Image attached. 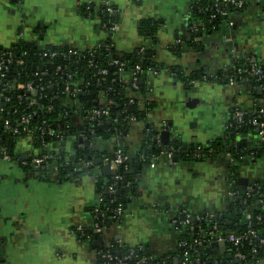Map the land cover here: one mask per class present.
I'll return each mask as SVG.
<instances>
[{
    "label": "crops",
    "instance_id": "crops-1",
    "mask_svg": "<svg viewBox=\"0 0 264 264\" xmlns=\"http://www.w3.org/2000/svg\"><path fill=\"white\" fill-rule=\"evenodd\" d=\"M133 1L109 0L117 20L112 39L119 54L128 56L138 48L152 49V61L163 64L162 69L148 74L145 80L154 105L146 111L143 124L128 123L122 135L96 139L90 144L93 151L97 150L94 152L112 153L121 147L136 165L141 164L130 174L135 181L129 182L133 190L126 194L123 214L104 226L101 233L82 240L75 227L94 222L91 207L100 196L96 182L105 181L102 165L92 162V166L77 169L79 173L73 180L46 181L38 178L41 173L34 176L35 172L23 171L15 160L0 157V264H100L97 249L117 240L126 247L140 245L148 254H166L165 264H178L174 253L179 239L174 220L180 208L185 207L193 214L222 210L233 198L230 192L242 189L237 186L238 177L229 182L226 166L229 160L225 157L228 151L225 159H220L203 156L202 150L215 144L235 143L237 138L242 140L240 124L232 112L235 108L252 112L255 96L250 86L244 82L230 85L202 80L186 88L166 67L178 66L189 71L208 66L210 70L223 71L233 56L250 60L254 56L255 62L264 65V0H248L233 15L232 25L221 23L215 31L202 28V36H197L200 47H185L180 55L169 46L186 34L188 20L201 23V15L193 16L201 0H141V3L139 0L138 4ZM99 3L100 0H0V16L6 17L0 23V44L14 42L21 24L28 22L25 40L79 49L93 47L108 33L95 20L96 13L84 15L79 8L92 4L96 9ZM144 17L163 20L156 44L137 32L138 21ZM256 91L258 102L264 104V88L261 94ZM146 122L157 131L154 140L157 149L172 145L171 141L168 144L160 141V132L167 130L185 159L177 154L173 161V157L170 160L160 151L155 159L139 162L136 156L146 147L143 131ZM72 123L79 130L84 129L80 115L73 114ZM75 141L67 139L61 147L70 157L77 151ZM242 141V150L252 145L250 139ZM190 142H194V149L186 153ZM254 146L259 149L260 143ZM13 150L19 157L38 152L27 137H18ZM242 164L239 177L248 179L246 185L264 182L263 157L256 155L255 161ZM51 174L55 176L54 171ZM220 246L209 244L204 253L218 263H227L230 251L223 253ZM262 261L264 258L253 264Z\"/></svg>",
    "mask_w": 264,
    "mask_h": 264
},
{
    "label": "trees",
    "instance_id": "trees-1",
    "mask_svg": "<svg viewBox=\"0 0 264 264\" xmlns=\"http://www.w3.org/2000/svg\"><path fill=\"white\" fill-rule=\"evenodd\" d=\"M139 2V0H134ZM113 11L114 6L111 4ZM92 4L82 5L79 8V11L84 15H93L97 13L100 19V23H106L110 25L112 22L117 23L113 13L103 12L104 6L98 4L96 9ZM201 14L198 11L194 12V18ZM192 18V17H191ZM190 18V19H191ZM203 27L209 31H215L217 29L216 24H207L204 19ZM163 20L161 18L155 17H144L138 21L137 32L140 36L150 39L153 44H156L157 41V31L162 26ZM193 27H197V30H192ZM202 25L193 23V20H188L185 31L187 34L179 36L178 39L181 41L177 44H172L169 46V49L172 50L175 54L180 55L181 51L185 47H190L193 49H198L200 47V41L197 39V36L202 31ZM214 29V30H213ZM113 43L112 33H109L106 38L99 42V44L80 50V55L78 54H66L62 56L56 54L50 56L49 54L43 55V52H50L51 50L56 51H66L68 45H53V44H44L42 46L36 45L34 42L19 39L16 42H12L9 45L0 44V52L12 51L16 57H22L24 63L17 65L13 63L9 64L8 71L6 75L0 80V146L4 148V151L9 154L10 159L15 160L23 171H33L36 172L40 169H33L25 167L21 164L19 155L14 152V144L18 137H23V134L15 135L12 134L9 129L4 127V119L7 118L10 125H13L17 122L19 115L22 112H25L30 109L27 106V101L24 99L18 100L17 94H25L26 91L20 88L21 85L25 84L27 81H31V84L43 85V89L39 90L38 93L31 95L38 101V104L41 106L40 109H37L36 115L31 121V127L33 129L34 137L31 138V146L33 149H37L40 154H49L50 157L44 163L45 170L41 171L38 178L44 179L46 181H64V180H73L79 171L74 168V165L80 163L79 160H90L96 162V164L102 165L101 158L102 156H112L111 152L102 150L99 152H94L97 150L91 149L88 145L83 148L78 149V153L74 154L72 157L68 156L67 153L61 148L64 142L67 139H77V136L81 133L89 134L90 131H93L91 136H95V139L107 140L115 135H122L128 129V120L126 119L127 114H134L137 117V121L145 122L146 121V111L153 107L154 102L149 100L146 104L145 109L139 110L136 104H133V109L129 110L128 106L126 107V112L122 111L124 104L127 102L126 89H124L121 83L117 80L116 68L115 66L109 64V61L112 58H118L125 62V68L127 71H134V67L138 64L141 67L140 73V82L139 89L141 93H144L148 90V87L145 85L146 76L149 74V69H154L159 71L162 69L163 64L152 61L151 56H153L152 49H141L130 52L128 56L126 54H119L115 51L114 45L110 46ZM25 52V54H22ZM92 53L93 61L98 66H105L107 68V74L99 77V84H95L94 81L98 79V76H92L95 72L94 68L88 65V59ZM231 62L236 65H240L241 62H244L243 58L237 57L232 58ZM262 67L264 65L261 64ZM167 70L170 72L173 77L178 78L182 81L183 85L186 88H191L195 82L202 80H216L227 82L228 76L232 73L231 67L225 68L223 71H220V74H206L201 69H191L184 70L181 67L167 66ZM44 70V74L40 78L36 76L35 71ZM68 74H72V78L80 80L82 83L79 85L80 91L74 97V100L71 104L67 105L63 103L64 94H61L65 83H70L71 79H68ZM1 78V77H0ZM86 81H89L90 84L84 87ZM16 82V84H13ZM250 86L251 93L255 96V107L259 106L258 97H256L255 91L250 83H246ZM3 96H8L9 100H3ZM107 101H112L109 105V114L106 117H101L96 120H88L87 112L92 108L100 105L106 104ZM48 106H51L50 110H46ZM73 114H78L83 117L84 129L79 130L72 123ZM45 119L47 124H49L55 130L64 131V136L55 140V138L43 134L39 135L38 126L41 121ZM66 122V123H65ZM248 128V126L245 125ZM144 131V147L143 149L146 152L158 153L160 151L172 150V157H175L178 152H180L181 147L176 143H172L170 146H166L158 151L157 147L154 145V140L157 135V131L153 124L146 122L143 128ZM50 142L52 148L46 149L44 144L45 142ZM86 143V141H85ZM77 142L75 141V145ZM56 147V148H54ZM255 149V155H260L261 150ZM97 153V157H94V154ZM2 157V154H0ZM137 157V156H136ZM56 167V170H53V167ZM128 170V167H120L118 173L124 178L125 172ZM51 171L55 172V176H52ZM234 171V169H233ZM50 172V173H48ZM77 173V174H76ZM112 175L105 176V181L96 182V191L100 194L97 203L91 207L92 215L94 219L102 226H108L110 223L116 221L112 216L114 211L112 209L118 204L125 209V197L126 194H130L131 191H126L125 186L122 181L118 183L116 192L114 194H108L106 191V186L111 183ZM128 181L130 182V176H128ZM231 182V180L229 181ZM132 184V182H131ZM259 188H258V187ZM264 190V182L256 181L255 188L252 190L250 196H246L245 190L240 189L238 197L232 198V200L227 204L222 210L213 211L215 217L209 219L207 217L200 218L199 221H195L194 225L200 223L203 231H207L213 224H217L218 230L221 232L233 231L240 232L245 229L247 219L245 218L246 212H252L253 215L257 213H262V206L258 202L259 194ZM119 192V195H117ZM185 208V207H182ZM180 208V210L182 209ZM246 211V212H245ZM204 213V212H203ZM200 213V214H203ZM181 220H178V241H185L191 243L195 237V233L189 229V227L183 225ZM253 225L257 224L253 222ZM90 226H86V231L90 232ZM78 238L83 239L79 231H76ZM95 236L96 234H91ZM209 244H203L202 246L196 248L195 250L190 251V259L192 264H220L217 263L214 259H211L204 253V248ZM118 245L115 243L112 244V248H115ZM229 251L233 252L234 248L227 245ZM241 251L247 252L248 248L242 247ZM181 253V247L177 246V249L174 254L178 255ZM258 258H264V254L261 253ZM166 258L165 255H156L154 260L148 262V264H157L156 262ZM198 258L196 262L195 259ZM249 258V263H256V258ZM101 264V260L97 259ZM229 261V260H228ZM225 264V263H223Z\"/></svg>",
    "mask_w": 264,
    "mask_h": 264
},
{
    "label": "built area",
    "instance_id": "built-area-1",
    "mask_svg": "<svg viewBox=\"0 0 264 264\" xmlns=\"http://www.w3.org/2000/svg\"><path fill=\"white\" fill-rule=\"evenodd\" d=\"M248 0H201L200 5L197 7V11L199 14H201V20L202 18L207 24H212L214 26L217 21L218 26L221 23L232 25V17L234 14L241 11L246 2ZM104 6V11L107 13H113V8L111 6V3L109 0H100V3ZM98 6V4H97ZM97 14V13H96ZM98 16V14H97ZM99 17V16H98ZM202 25L204 22L201 21L199 23ZM217 26V28H218ZM100 27L104 29L108 34L114 33L117 26L116 23H111L110 25L106 23H100ZM201 28V29H202ZM192 30H197V27H193ZM22 31L18 32L17 39L14 41H18L19 39H24L21 37ZM188 32H186L187 34ZM181 40L176 39L174 44L179 43ZM36 44V43H35ZM39 46H42L44 44H36ZM114 43H111L110 46H113ZM86 50V48H84ZM142 49V48H141ZM80 50L73 46H69L67 50L64 51H56L51 50L47 53L43 52V55L49 54L50 56H54L56 54H60L62 56H66V54H78L80 55ZM22 54H25L23 52ZM90 57L88 59V65L94 68V73L92 76H98V79H96L95 84H99V77L107 74V68L105 66H98L93 61L92 53L89 54ZM234 59L238 56H233ZM244 62H241L240 65L233 64L230 62V64L227 66V68L231 67L232 73L228 76L227 83L230 85H233L236 82H244V83H250L252 87L255 89L257 87L264 88V67L261 66V64L252 61L250 59H243ZM17 65H21L24 63V59L22 57H16L12 51H6V52H0V80L6 75V72L8 71L9 64L13 63ZM109 64L115 66L116 68V74H117V80L121 83L122 87L126 89V97L127 102L124 104L122 111L126 112V107L129 105L136 104L139 110H143L146 107V104L149 102V89L141 93L139 89V82H140V73L141 67L136 64L134 67V71H127L125 68V62L123 60H120L118 58H112L109 61ZM149 74H155L157 71L154 69L148 70ZM38 78L41 77V75L44 74V70L35 71L34 73ZM68 79H71L70 83H65L63 89L61 90V94H64L63 103L69 105L73 102L74 97L77 95V93L80 91L79 85L82 83L78 79L72 78V74H68ZM13 84H16V82H13ZM90 82L86 81L84 84V87L89 85ZM20 88L22 90L26 91L25 94H17L16 97L18 100L24 99L27 101V106L30 107L29 110L22 112L17 122H15L13 125H10L7 118L4 119V127L9 129V131L12 134L19 135L23 134V137H27L29 143H31V138L34 137L33 129L31 127V121L36 115L37 109H40L41 106L38 104V101L33 98L31 95L38 93L39 90L43 89V85L41 84H31V81H27L25 84L21 85ZM1 96V93H0ZM3 100L8 101V96H3ZM112 101H107V103L104 105L92 107L88 112V120H96L101 117H106L109 114V104ZM51 109V106L47 107V111ZM0 107V111H1ZM232 116L234 120L241 124H245L250 128L251 130H257V136L260 143L261 152L259 153L260 158H264V104H260L258 107H255L252 110V112H245L244 110H241L239 108H235L232 112ZM126 119L128 120V123L133 122H139L137 121V117L134 114H127ZM66 123V122H65ZM143 124V122H141ZM38 132L39 135H48L50 137L55 138V140H59L64 136V131L62 130H55L52 128L49 124H47V121L43 119L38 126ZM93 131H90L89 134H79L77 136V144L75 145L76 150L78 151L79 148H83L84 146L88 145L91 146V140L92 136L91 134ZM157 137V135H156ZM86 141V143H85ZM31 145V144H30ZM45 148H52L50 145V142H45L44 144ZM32 147V146H31ZM56 148V147H54ZM209 152H211V148L209 147L207 149ZM78 153V152H77ZM165 155H167L168 159H172V150H168L163 152ZM0 154H2V157L6 159H10L9 154L4 151V148L0 146ZM255 152H251L250 156L252 159H255L256 155ZM50 157L49 154H40L39 151L31 154L26 157H19L21 160V164L25 167L37 169L41 166H44V163L47 161V159ZM156 158V154L153 152H146L143 150L137 155V160L139 162H149V160H153ZM131 159V156L128 152H126L123 148L117 147L113 152L112 156H102L101 158V164H108L109 169L112 171V181L106 186V191L108 194H114L117 189V185L119 182L122 181L123 177L120 173H118V170L120 167H124L125 169L128 167L127 161ZM80 163L74 165V168L81 169L85 167L92 166V161L90 160H79ZM152 165L153 163L150 162ZM53 170H56V167H53ZM255 183H249L244 187L246 196H250L252 190L255 188ZM129 181L126 184H123L124 186L129 185ZM258 187V186H257ZM259 188V187H258ZM230 195L235 198L238 197L239 191L233 190L230 192ZM258 202L263 205L262 206V213H257L256 215H253L252 212H246L245 218L247 219L246 227L244 230L240 232H233V231H225L221 232L218 230L217 224H213L207 231H203L202 226L197 224L194 225L195 221H199L202 217H207L209 219H213L216 215L213 211H206L203 214H193L188 209L182 208L177 212L176 218L174 220L175 228L178 230L177 222L178 220H181L180 222L189 227L191 231L195 233V237L193 238V241L191 243H187L185 241H179L178 246L181 247V253L178 255V264H192V261L190 259V251L195 250L196 248L202 246L203 244H212V243H219L224 245H229L234 248V251L230 252V260L229 262L225 264H251L249 263V258H256V262L259 259L257 256L259 254H264V190L260 192ZM114 214L112 215L114 219H118L124 212V207L121 205V203H118L113 209ZM253 222H255L257 225L254 226ZM104 226L100 225L96 219H94V222L92 225H90V232L86 231V226L82 224H78L75 227L76 231H79L81 236L83 237L82 240H87L91 238V234H99L103 231ZM116 244L118 245V248H115V250L112 248V244L102 246L101 248L97 249L96 251V257L97 259L101 260V264H148L149 261L154 260L156 255L154 254H148L144 251L142 246H132V247H126L123 246L119 240L116 241ZM248 248V251L245 253L240 250L242 247ZM229 249V248H228ZM195 261H198V258L195 259ZM157 264H165V258L162 260L156 262Z\"/></svg>",
    "mask_w": 264,
    "mask_h": 264
},
{
    "label": "water",
    "instance_id": "water-1",
    "mask_svg": "<svg viewBox=\"0 0 264 264\" xmlns=\"http://www.w3.org/2000/svg\"><path fill=\"white\" fill-rule=\"evenodd\" d=\"M193 23H196V21L195 20H193ZM199 35L200 36H202V33H199ZM200 40V39H199ZM256 60V58L253 56L252 57V61H255ZM202 69H204V70H208L209 69V67L208 66H204V67H202ZM257 91H256V93L257 94H261L262 93V88L261 87H257V89H256ZM128 109L129 110H132L133 109V106L132 105H129L128 106ZM240 130H241V132H242V140H244V141H246V139H250L251 141H252V139L253 140H256V142H255V145L256 144H258L259 143V139H258V136L256 135L257 134V130H253L252 131V133L250 132V133H248L247 131V127H245V124H241L240 125ZM238 131V130H237ZM235 132H231V135H233ZM95 136H92V142H95ZM227 140V139H226ZM160 141H161V143H163V144H168L169 143V141H171L172 143H176V139L175 138H169V133H168V131L167 130H162L161 132H160ZM228 141H229V139H228ZM209 140L208 141H206V143H207V146L209 145ZM194 142H190L187 146H186V150H185V152L186 153H188L190 150H192V149H194V144H193ZM224 143V142H223ZM222 146H223V144H222ZM256 146H254V148H255ZM158 150H160V148H158ZM202 151H204V150H202ZM202 151H201V153H202ZM78 151H76V153H77ZM198 153V152H197ZM94 157L96 158L97 157V153H95L94 154ZM177 157H179L180 159L182 158V159H185V157H183V155L181 154V153H178V156ZM177 157H173V161H176V158ZM21 158H23V156H21ZM93 164H96V162L94 161L93 162ZM127 164H128V166H129V169L125 172V176H124V178L122 179V183L123 184H126L127 182H128V176H130V174H133L134 172H135V167H137L136 169H139L140 167H141V164H135L134 163V161H133V159H129L128 161H127ZM102 169H103V173H104V175L105 176H109V175H112V171L109 169V167H108V164H103L102 165ZM43 170H45V166H41L40 167V169L38 170V171H36L35 173H34V176H37L41 171H43ZM48 173H50V172H48ZM132 181H135V178H130ZM247 182H248V179L246 178V177H243V176H240V177H238L237 178V183H238V185L237 186H240L242 189L246 186V184H247ZM125 189H126V191H132L133 190V187H131V186H129V185H127V186H125ZM117 195H119V192H117ZM213 245L215 246V247H218L219 245H221L220 247V250H221V252H226L227 250H228V247L226 246V245H224V244H219V243H213ZM226 257H229V255L227 254V256ZM216 261V260H215ZM217 262V261H216ZM218 263V262H217ZM220 264H223V262H220Z\"/></svg>",
    "mask_w": 264,
    "mask_h": 264
},
{
    "label": "flooded vegetation",
    "instance_id": "flooded-vegetation-1",
    "mask_svg": "<svg viewBox=\"0 0 264 264\" xmlns=\"http://www.w3.org/2000/svg\"><path fill=\"white\" fill-rule=\"evenodd\" d=\"M203 70L206 74H220V71L219 70H210L208 69L207 71L204 70V69H201ZM232 142V141H231ZM235 143H229V144H225L224 146H222L221 144H215L211 147V152H209L206 148L204 149L203 151V156H208V157H211V158H224L225 154L227 153V151L229 153L226 154L225 157H227V161L226 162V166L228 167V171H229V174L228 176L230 177V180L232 177L237 178L239 177V167H241L243 164L242 163H246V162H253L255 161V159L253 160L251 157H250V153H251V150L254 149L253 148V145H255V142L256 140H253L251 141L252 145L251 146H248L247 149L245 150H242L240 147L242 145H244V142L237 138L235 141ZM246 145V144H245ZM234 169V171H233ZM227 177V178H229ZM229 180V181H230ZM232 181V180H231Z\"/></svg>",
    "mask_w": 264,
    "mask_h": 264
},
{
    "label": "rangeland",
    "instance_id": "rangeland-1",
    "mask_svg": "<svg viewBox=\"0 0 264 264\" xmlns=\"http://www.w3.org/2000/svg\"><path fill=\"white\" fill-rule=\"evenodd\" d=\"M134 2V1H133ZM139 3H141V0H140V2ZM135 4H138V3H135ZM6 21V17L5 16H0V23L2 22V21ZM95 20H97L98 21V24L100 23V19H99V17L97 16V14H95ZM25 21V20H24ZM250 22V21H249ZM20 24H21V22H20ZM28 26H29V24H28V22H23V24H21V27H20V29L18 30V32L19 31H22L23 33H22V35H21V37L22 38H26V39H28V37H27V30H28ZM18 32H17V35H18ZM39 40V39H38ZM43 41V40H42ZM138 123H141V122H138ZM260 264H264V261H262V263L260 262Z\"/></svg>",
    "mask_w": 264,
    "mask_h": 264
}]
</instances>
